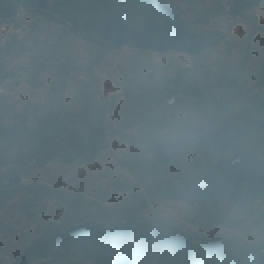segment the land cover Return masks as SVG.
I'll list each match as a JSON object with an SVG mask.
<instances>
[{
	"label": "rangeland",
	"instance_id": "374dc122",
	"mask_svg": "<svg viewBox=\"0 0 264 264\" xmlns=\"http://www.w3.org/2000/svg\"><path fill=\"white\" fill-rule=\"evenodd\" d=\"M5 1L0 172L20 182L1 187L14 194L0 205V264H103L79 250L27 255L50 231L75 223L132 219L129 246L141 264L163 259L153 240L143 245L142 226L194 243L264 244V197L237 205L163 188L183 180L196 194L207 163L264 160V111L253 102L256 95L264 100V0L171 2L187 29L206 38L196 52L132 45L141 37L138 11L128 34L133 43L120 45L98 0H49L45 8ZM96 125L105 135L99 150L72 158V141H89ZM227 139L234 146L217 150ZM165 264L188 261L176 253Z\"/></svg>",
	"mask_w": 264,
	"mask_h": 264
},
{
	"label": "trees",
	"instance_id": "16d2710c",
	"mask_svg": "<svg viewBox=\"0 0 264 264\" xmlns=\"http://www.w3.org/2000/svg\"><path fill=\"white\" fill-rule=\"evenodd\" d=\"M134 1L98 0V4L105 5L109 12L107 25L120 45L133 43V38L128 39V34L131 28L130 22L134 16L136 17V13L139 14L136 32L141 37L137 43L132 44L134 46L144 49L157 48L162 51L174 49L179 52H196L198 42L206 39L205 37L204 40L200 39L196 33L187 29L182 19V9L177 3H174L173 7L170 6L175 0H136L138 4L135 6ZM69 3L72 4L70 0L61 1V4ZM34 4L45 8L49 0H34ZM6 5L5 0H0V10H7ZM234 5H239L238 0L234 1ZM243 9L244 6L237 8L238 11ZM230 99L225 102L223 108L229 104ZM253 102L264 111V100L259 95L254 97ZM63 132L64 129L57 131L58 136ZM104 136L102 129L96 125L91 129L89 141L73 140L72 158H83L98 151L99 140ZM233 146V142L227 139L217 144L216 148L224 150ZM205 170V173L196 176V180L200 182L196 194H193L194 186L182 179H179L182 180L180 183H169L163 188L173 193L183 191L190 197L197 195L201 199H225L237 205L245 204L257 197H264V160L258 161L249 155H243L228 161L209 162ZM3 180L19 183L20 177L17 174L11 176L0 172V205L6 204L14 194L11 188H1L5 186ZM135 224L132 219L126 223H114L109 227L95 223H75L64 230L50 231L35 246L29 248L30 252L27 255L33 252L40 257L50 252L62 256L79 250L96 263L141 264L140 253H134V249L129 246V238L134 233ZM157 226L156 228L142 226L138 236L144 246L153 240L162 248L163 259L158 264H165L166 260L176 253L185 255L188 264H196L197 261L209 264L211 258L220 259L225 264H264V244L228 245L227 242L219 239L194 243L186 236H180Z\"/></svg>",
	"mask_w": 264,
	"mask_h": 264
},
{
	"label": "built area",
	"instance_id": "2783aa9c",
	"mask_svg": "<svg viewBox=\"0 0 264 264\" xmlns=\"http://www.w3.org/2000/svg\"><path fill=\"white\" fill-rule=\"evenodd\" d=\"M36 161V160H35ZM110 225H107V227H109Z\"/></svg>",
	"mask_w": 264,
	"mask_h": 264
}]
</instances>
